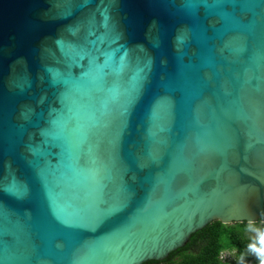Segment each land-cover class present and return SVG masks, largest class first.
I'll use <instances>...</instances> for the list:
<instances>
[{"label":"water","instance_id":"1","mask_svg":"<svg viewBox=\"0 0 264 264\" xmlns=\"http://www.w3.org/2000/svg\"><path fill=\"white\" fill-rule=\"evenodd\" d=\"M264 222V0H0V264L163 260Z\"/></svg>","mask_w":264,"mask_h":264},{"label":"trees","instance_id":"2","mask_svg":"<svg viewBox=\"0 0 264 264\" xmlns=\"http://www.w3.org/2000/svg\"><path fill=\"white\" fill-rule=\"evenodd\" d=\"M258 226L257 236L248 235L251 228ZM257 249H264V222L225 224L215 220L193 233L184 246L165 259L143 264H260L264 252L258 254ZM224 251H229L225 257Z\"/></svg>","mask_w":264,"mask_h":264},{"label":"rangeland","instance_id":"3","mask_svg":"<svg viewBox=\"0 0 264 264\" xmlns=\"http://www.w3.org/2000/svg\"><path fill=\"white\" fill-rule=\"evenodd\" d=\"M260 232L259 226L251 228L247 233L248 235L257 236ZM228 253L226 251L223 252V256H227Z\"/></svg>","mask_w":264,"mask_h":264},{"label":"clouds","instance_id":"4","mask_svg":"<svg viewBox=\"0 0 264 264\" xmlns=\"http://www.w3.org/2000/svg\"><path fill=\"white\" fill-rule=\"evenodd\" d=\"M256 251L259 254V253L264 252V249H257ZM226 252L229 254V251H226ZM260 264H264V255H260Z\"/></svg>","mask_w":264,"mask_h":264}]
</instances>
